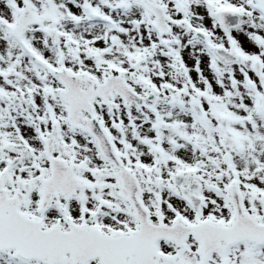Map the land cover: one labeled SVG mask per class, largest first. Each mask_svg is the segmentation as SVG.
Masks as SVG:
<instances>
[{"label": "snow or ice", "instance_id": "1", "mask_svg": "<svg viewBox=\"0 0 264 264\" xmlns=\"http://www.w3.org/2000/svg\"><path fill=\"white\" fill-rule=\"evenodd\" d=\"M0 264H264V0H0Z\"/></svg>", "mask_w": 264, "mask_h": 264}]
</instances>
